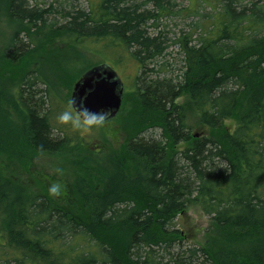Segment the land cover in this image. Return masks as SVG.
<instances>
[{
  "label": "trees",
  "instance_id": "1",
  "mask_svg": "<svg viewBox=\"0 0 264 264\" xmlns=\"http://www.w3.org/2000/svg\"><path fill=\"white\" fill-rule=\"evenodd\" d=\"M2 1L14 63L61 41L130 67L138 129L92 150L40 73L2 82L21 123L2 117L0 149L62 151L76 175L60 202L0 169V264H264V0ZM184 94L208 132L193 134ZM192 206L211 220L203 244L175 224Z\"/></svg>",
  "mask_w": 264,
  "mask_h": 264
},
{
  "label": "rangeland",
  "instance_id": "2",
  "mask_svg": "<svg viewBox=\"0 0 264 264\" xmlns=\"http://www.w3.org/2000/svg\"><path fill=\"white\" fill-rule=\"evenodd\" d=\"M2 2L0 0V84L6 83L7 89L12 91L11 89L18 80L20 69L31 68L34 72L40 73L45 81H49L60 97L70 104L77 77L103 60L91 52L76 49L61 41H54L50 44L47 42L36 50L30 47L29 53L31 51L32 53L26 56V60L17 59L16 62L19 63H14L15 61L4 57L3 50L6 44L10 43L16 28L9 22L5 5ZM172 25H170L171 28ZM131 72L130 67L119 72L124 83V99L116 116L103 121L100 126H91L87 131L81 127L80 141L84 146H88L92 150L119 149L125 140L138 129V104L130 88ZM7 100L5 97L0 98V123L4 125L2 118L4 117L11 121L16 128L21 123V118L11 102ZM177 103L184 104L185 109L189 110L188 120L192 126L193 134L208 132L209 128L199 123V118L191 105L188 104L187 95L184 94L177 98ZM74 114L77 116L75 111ZM235 121L234 118L224 120V128L232 131L236 124ZM148 132L150 133V130ZM14 136L20 138L15 133ZM184 147L185 143H179L175 149L180 150ZM22 149L17 153L0 149V169L4 178L23 185L31 193L48 192L50 194L49 187L57 184L60 186V194L56 196L51 194V196L60 202L75 197L72 186L76 172L74 167L66 161L64 152L39 153L28 149V147H22ZM175 224L190 242L203 244L211 220L199 206H192L178 213Z\"/></svg>",
  "mask_w": 264,
  "mask_h": 264
},
{
  "label": "water",
  "instance_id": "3",
  "mask_svg": "<svg viewBox=\"0 0 264 264\" xmlns=\"http://www.w3.org/2000/svg\"><path fill=\"white\" fill-rule=\"evenodd\" d=\"M123 95L124 83L118 71L104 62L89 68L76 81L70 103L82 121L84 117L79 111L81 102H85V106L91 111H107L106 121L119 112Z\"/></svg>",
  "mask_w": 264,
  "mask_h": 264
},
{
  "label": "clouds",
  "instance_id": "4",
  "mask_svg": "<svg viewBox=\"0 0 264 264\" xmlns=\"http://www.w3.org/2000/svg\"><path fill=\"white\" fill-rule=\"evenodd\" d=\"M74 103V101H73ZM79 111L83 114V121L79 118H74L71 113L65 111L59 117L58 120L61 123L72 122L73 126L76 128H83L87 131L91 126L97 125L100 126L103 124L104 119L107 116V111H91L88 107L85 106V102H81ZM49 192L53 196L60 194V186L53 184L49 187Z\"/></svg>",
  "mask_w": 264,
  "mask_h": 264
}]
</instances>
